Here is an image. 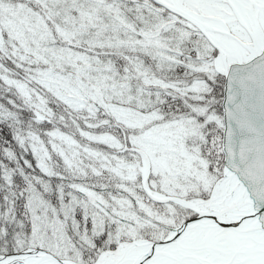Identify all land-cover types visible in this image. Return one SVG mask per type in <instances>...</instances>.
<instances>
[{"label":"snow or ice","instance_id":"obj_1","mask_svg":"<svg viewBox=\"0 0 264 264\" xmlns=\"http://www.w3.org/2000/svg\"><path fill=\"white\" fill-rule=\"evenodd\" d=\"M0 264H264V0H0Z\"/></svg>","mask_w":264,"mask_h":264}]
</instances>
